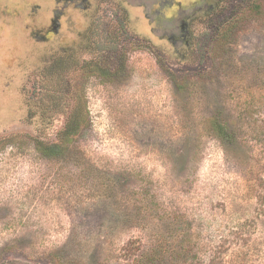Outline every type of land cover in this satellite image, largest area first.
<instances>
[{
    "label": "rangeland",
    "instance_id": "obj_1",
    "mask_svg": "<svg viewBox=\"0 0 264 264\" xmlns=\"http://www.w3.org/2000/svg\"><path fill=\"white\" fill-rule=\"evenodd\" d=\"M49 1L0 0V264H264V0H168L184 45L126 0L42 40Z\"/></svg>",
    "mask_w": 264,
    "mask_h": 264
},
{
    "label": "flooded vegetation",
    "instance_id": "obj_2",
    "mask_svg": "<svg viewBox=\"0 0 264 264\" xmlns=\"http://www.w3.org/2000/svg\"><path fill=\"white\" fill-rule=\"evenodd\" d=\"M58 1L61 6L52 8V15L43 23H45V27L42 31V36L40 39H49L54 34L58 33L63 26V19L68 16V12L66 14L65 10L71 6H75L78 9L88 10L92 7L93 1L96 0H50L49 2ZM132 5L136 7H140L143 9L144 15L151 21V23L159 22V25L164 26V30L160 34H165V31L171 33L169 35V39L180 38L179 43L184 45L187 43V29L183 17L178 14V9L180 7V3L177 2L175 4H169L168 0H126ZM208 2V0H205ZM52 5V4H51ZM170 7L173 9L176 6L177 13L172 15H164L165 7ZM210 7H213V4L210 3ZM38 8L40 9V4H38ZM152 13V14H151ZM42 21V20H41ZM166 35V34H165Z\"/></svg>",
    "mask_w": 264,
    "mask_h": 264
},
{
    "label": "trees",
    "instance_id": "obj_3",
    "mask_svg": "<svg viewBox=\"0 0 264 264\" xmlns=\"http://www.w3.org/2000/svg\"><path fill=\"white\" fill-rule=\"evenodd\" d=\"M238 19L230 20L222 25L218 26L217 34H216V45L217 48L219 49L220 47L224 46L227 43V40L229 39L230 36L234 34L235 28L238 27ZM99 61H93V68L94 70L101 75L108 76L109 75V68L103 69L104 67L101 66ZM87 113L86 114H81L77 120L72 122V120L69 122L67 125V145L72 142L79 131H82L84 128L83 123L86 122L87 124ZM212 127L214 131L217 132V135L222 138V139H227L230 138L232 135V132L230 131V128L228 125L222 123L219 119L213 118L212 121ZM40 144H42V141H39ZM44 144V143H43ZM68 147V146H67ZM42 152L50 155L52 153H55V150L52 148H41L39 147ZM149 259V260H148ZM150 258H148V255H145V252L141 254L140 259L138 261L131 263V264H150Z\"/></svg>",
    "mask_w": 264,
    "mask_h": 264
}]
</instances>
